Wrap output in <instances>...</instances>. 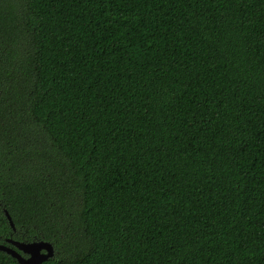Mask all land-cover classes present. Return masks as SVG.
Here are the masks:
<instances>
[{
    "label": "trees",
    "instance_id": "16d2710c",
    "mask_svg": "<svg viewBox=\"0 0 264 264\" xmlns=\"http://www.w3.org/2000/svg\"><path fill=\"white\" fill-rule=\"evenodd\" d=\"M7 238L264 264V0H0Z\"/></svg>",
    "mask_w": 264,
    "mask_h": 264
},
{
    "label": "water",
    "instance_id": "95a60500",
    "mask_svg": "<svg viewBox=\"0 0 264 264\" xmlns=\"http://www.w3.org/2000/svg\"><path fill=\"white\" fill-rule=\"evenodd\" d=\"M13 229L16 228L12 216L5 211ZM0 250L9 253L20 264H42L55 256L53 243L46 240L20 241L7 238L6 243L0 242Z\"/></svg>",
    "mask_w": 264,
    "mask_h": 264
}]
</instances>
